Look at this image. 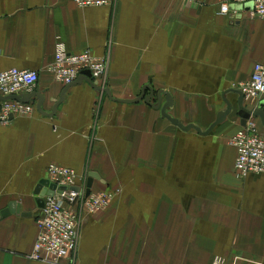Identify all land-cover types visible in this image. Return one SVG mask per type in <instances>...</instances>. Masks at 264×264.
I'll list each match as a JSON object with an SVG mask.
<instances>
[{"label": "crops", "instance_id": "1", "mask_svg": "<svg viewBox=\"0 0 264 264\" xmlns=\"http://www.w3.org/2000/svg\"><path fill=\"white\" fill-rule=\"evenodd\" d=\"M224 0H0V70L39 71L41 108L0 124V264H50L31 258L41 211L35 193L50 163L97 174L93 191L121 188L88 215L64 264H264V172L237 175L232 136L243 127L231 91L264 63V19L220 13ZM60 37L70 51L106 61L97 90L64 85L47 67ZM145 85L169 92L168 112L207 130H183L144 100ZM149 93V91H147ZM257 101V100H254ZM157 102V96L152 99ZM162 102H165L164 96ZM247 104L254 102L245 101ZM261 127L260 117H253ZM40 201V200H39Z\"/></svg>", "mask_w": 264, "mask_h": 264}, {"label": "built area", "instance_id": "2", "mask_svg": "<svg viewBox=\"0 0 264 264\" xmlns=\"http://www.w3.org/2000/svg\"><path fill=\"white\" fill-rule=\"evenodd\" d=\"M79 7L111 5L112 0H73ZM251 17L264 19V0H224L220 13L239 19L242 12ZM55 81L64 85L73 84L85 71H89L95 82H100L106 71V61L90 50L70 51L60 37L55 42L54 57L47 67ZM39 81V71L12 67L0 70V96H21L33 92ZM245 101L257 104L264 100V63L253 66L250 78L238 87ZM257 100V101H254ZM247 104V103H246ZM36 104L15 98L0 99V124L8 125L17 116L33 113ZM237 149L235 170L238 176L264 172V128L250 117L231 138ZM48 179L67 189L55 190L53 196L45 195L44 204L36 218L37 236L31 258L50 264H64L77 250L82 216L106 209L120 188L93 191L86 195L89 176L79 175L74 168L50 163ZM79 186V190L69 187ZM212 264H226L222 256H215Z\"/></svg>", "mask_w": 264, "mask_h": 264}, {"label": "water", "instance_id": "3", "mask_svg": "<svg viewBox=\"0 0 264 264\" xmlns=\"http://www.w3.org/2000/svg\"><path fill=\"white\" fill-rule=\"evenodd\" d=\"M83 80H86L89 84H91L97 90H104L109 96H111L110 90L108 88H103V87L99 86L97 84V82H95V80L93 79V77L91 76L89 71H85L84 73H82L74 83H79ZM65 90H66V88L62 91L59 99L53 100L55 102V104L53 106L52 112H46V111L42 110L41 106L44 103L45 96L41 92L33 91L30 93H25L21 96H9V97L0 96V99L15 98V99L22 100V101H29V99L31 97H37L38 98L37 109L40 112H42L43 114H47V115L52 114L53 115L55 113V110H56L58 104L61 102V100L63 99V97L65 95ZM147 91H149V93ZM231 91L238 94V100H237L238 107H239L238 114L242 118L243 124H245L247 119H249L250 117H260L263 124H264V100L258 102L257 104H246L244 94L240 89L232 88ZM155 95L157 96V102L153 103L152 99L154 98ZM163 96H164L165 102H162ZM142 100H144L145 102L150 104L152 107H154L156 109H160L162 115L165 118H167L169 121H171L173 124L178 126L179 128H181L183 130L195 129L197 132H199L201 134L210 133L216 125L225 121V119L232 112V109H233L232 103L228 99H226L227 108L225 110L218 112L216 120L210 125V127L207 130H202L198 125H196L194 123L184 124L180 119L173 117L168 112V109L170 107H172V105H173V98L169 92H166L163 90H159L158 92H155L154 89L151 88V86L145 85L142 88L141 94L138 97L133 98V99H125L123 101L135 103V102H139ZM94 178H98V175L97 174H91L88 178L86 195H88L91 192ZM57 188L60 191H62L63 189H67V186H58L57 187V184L50 182L49 179H47V178L42 179L37 184V186L35 188V193L41 195L40 199H39L40 201L37 200L38 206L42 207L44 204V196L45 195L53 196L55 193V190ZM69 189L79 190V186H72V187H69ZM19 209H20L19 204L16 205L14 203H10L7 208H5L4 210H2L0 212V218L2 216H5V215L11 213V212H16V213L22 214L23 216H31L32 215L31 212H21V210H19Z\"/></svg>", "mask_w": 264, "mask_h": 264}, {"label": "rangeland", "instance_id": "4", "mask_svg": "<svg viewBox=\"0 0 264 264\" xmlns=\"http://www.w3.org/2000/svg\"><path fill=\"white\" fill-rule=\"evenodd\" d=\"M115 188H117V187H115ZM115 188H113V189H115ZM118 188H119V187H118ZM111 190H112V189H111ZM120 191H121V188H120ZM109 206H110V205H109ZM109 206H108V207H109ZM108 207H107V208H108ZM107 208H106V209H107ZM106 209H105V210H106ZM99 212H100V211H99ZM87 216H88V214H85L84 216H82V219H83V220H82L81 225L83 224V222L85 221V219H86Z\"/></svg>", "mask_w": 264, "mask_h": 264}]
</instances>
